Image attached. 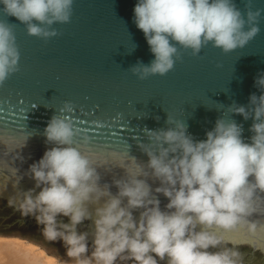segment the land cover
I'll return each instance as SVG.
<instances>
[{"label": "clouds", "instance_id": "clouds-1", "mask_svg": "<svg viewBox=\"0 0 264 264\" xmlns=\"http://www.w3.org/2000/svg\"><path fill=\"white\" fill-rule=\"evenodd\" d=\"M73 5L0 0V14L47 41L60 35L55 24L71 22ZM133 13L154 56L128 70L143 81L173 70L181 49L197 56L209 43L224 53L244 48L260 33L264 9L253 10L252 0L244 12L235 0H137ZM14 25L0 20V87L19 71ZM254 87L260 95L251 93L247 106L228 108L252 119L250 142L234 119L218 118L206 139L195 140L185 121L167 113V127L146 128L148 142L137 145L146 162L82 151L77 145L89 137L62 115L74 108L66 101L43 132L51 147L23 174L16 162L24 163L26 141L0 137V196L11 184L8 206L32 217L45 242H62L58 264H249L242 248L264 255V72ZM116 168L123 175L101 183V169ZM25 176L34 182L27 190L20 187ZM85 221L88 231H79Z\"/></svg>", "mask_w": 264, "mask_h": 264}, {"label": "water", "instance_id": "water-1", "mask_svg": "<svg viewBox=\"0 0 264 264\" xmlns=\"http://www.w3.org/2000/svg\"><path fill=\"white\" fill-rule=\"evenodd\" d=\"M136 2L74 0L71 22L55 24L60 35L47 41L28 35L14 17L0 14V20L15 24L20 51L19 71L0 87V137L20 144L26 141L21 151L24 163L16 162L21 174L51 147L43 132L66 101L74 108L62 115L89 137L88 144L77 146L109 159L112 154H129L146 162L137 145L148 142L146 128L167 127V113L185 121L195 140L206 139L218 118L234 119L243 125L245 142H250L252 119L245 121L228 108L233 103L247 106L251 93L260 95L254 78L264 72V13L260 33L244 48L224 53L209 43L197 56L181 49L182 60L167 75L141 81L128 70L138 61L149 64L154 56L133 22ZM246 2L235 0L242 12ZM252 6L264 9V0H252ZM101 175L104 183L123 173L118 168L112 173L101 169ZM33 186L27 176L20 182L24 190ZM111 190L116 192L114 187ZM12 194L9 184L0 196V231L21 235L23 228L1 219L7 212L3 205ZM159 199L163 208L167 200ZM90 224L81 231H88ZM241 251L248 254L249 264H264L260 252L247 247Z\"/></svg>", "mask_w": 264, "mask_h": 264}, {"label": "bare ground", "instance_id": "bare-ground-1", "mask_svg": "<svg viewBox=\"0 0 264 264\" xmlns=\"http://www.w3.org/2000/svg\"><path fill=\"white\" fill-rule=\"evenodd\" d=\"M0 264H58V260L26 240L0 236Z\"/></svg>", "mask_w": 264, "mask_h": 264}, {"label": "trees", "instance_id": "trees-1", "mask_svg": "<svg viewBox=\"0 0 264 264\" xmlns=\"http://www.w3.org/2000/svg\"><path fill=\"white\" fill-rule=\"evenodd\" d=\"M25 228V229H24ZM25 230V232H22L23 234H18V236L20 237H26L30 240H38L41 242H44L46 245L48 244V248H50L51 250H53L54 252H56L57 255L60 256H65V249L63 247L62 242H52V243H47L43 240V237L41 236L40 233V227L38 226H33V227H29V226H24L23 227V231ZM2 235L5 236H1V237H6V236H10V235H14L11 233H2ZM18 238V237H16Z\"/></svg>", "mask_w": 264, "mask_h": 264}, {"label": "flooded vegetation", "instance_id": "flooded-vegetation-1", "mask_svg": "<svg viewBox=\"0 0 264 264\" xmlns=\"http://www.w3.org/2000/svg\"><path fill=\"white\" fill-rule=\"evenodd\" d=\"M3 207L7 210L5 217H2V221H4L6 224H17V226H20V228H23L24 226H38L35 222V220L32 217H21L19 212L15 211L13 208L8 206V202L6 201L3 205ZM65 222H67V218H63ZM88 221H85L83 225L79 227V231H81L82 228H84V225H87ZM39 227V226H38Z\"/></svg>", "mask_w": 264, "mask_h": 264}, {"label": "rangeland", "instance_id": "rangeland-1", "mask_svg": "<svg viewBox=\"0 0 264 264\" xmlns=\"http://www.w3.org/2000/svg\"><path fill=\"white\" fill-rule=\"evenodd\" d=\"M2 233H6V232H2L0 231V236H5V235H2ZM10 237H18L19 239H22V240H26L27 242H30L32 244H34L35 246L39 247L40 249H42L47 255L55 258L57 260V257L60 256V255H57L56 252H54L53 250H51L50 248H48L49 246L46 245L45 243L41 242V241H38V240H30L26 237H20L18 235H10ZM60 257H64V256H60Z\"/></svg>", "mask_w": 264, "mask_h": 264}]
</instances>
